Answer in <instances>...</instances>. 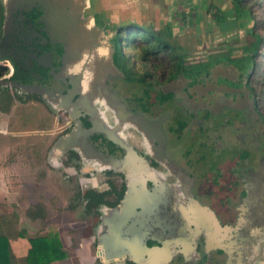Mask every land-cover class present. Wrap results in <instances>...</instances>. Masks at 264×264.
<instances>
[{"label":"flooded vegetation","instance_id":"obj_1","mask_svg":"<svg viewBox=\"0 0 264 264\" xmlns=\"http://www.w3.org/2000/svg\"><path fill=\"white\" fill-rule=\"evenodd\" d=\"M43 13L40 6L12 11L5 25L4 8L0 66L13 67L10 81L67 94L73 89L71 78L79 73L66 70L64 45L48 36ZM110 55L115 64L114 52ZM242 57L210 50L203 59L186 58L180 70L165 64L159 71L147 69L142 83L128 80L115 64L109 88L152 123L145 131L133 122L121 123L105 101H82L75 94L73 101H81L75 116L82 125L90 128L100 120L117 127L116 136L139 160L111 168L78 147L62 155L68 180L79 174L84 177L80 183L91 185L77 195L84 212L92 214L86 232L96 246L97 264L264 261V239L255 240L251 232L254 221L264 223V106L257 62L247 65ZM119 74L128 83H140L141 94L123 98L114 85ZM59 112L72 121L70 111ZM89 140L106 157L122 161L129 155L104 132ZM130 181L143 182L145 190L124 210ZM91 189L104 194L97 213L86 212L84 195Z\"/></svg>","mask_w":264,"mask_h":264},{"label":"rangeland","instance_id":"obj_2","mask_svg":"<svg viewBox=\"0 0 264 264\" xmlns=\"http://www.w3.org/2000/svg\"><path fill=\"white\" fill-rule=\"evenodd\" d=\"M105 2L102 0L104 8L94 6L89 9V12L98 16L97 19H103L104 24L108 27L110 6L104 5ZM256 14L258 18L264 17V13L260 9ZM111 17L116 19L118 16L114 13ZM141 21L147 20L143 18ZM229 25H231V21L227 24L221 23L223 28ZM257 31L264 32L258 27ZM118 32L111 35L113 40L116 39ZM106 35H108L107 32ZM204 38L206 37L203 32L195 35L193 30L185 38H171L172 44L176 46L173 53H185L189 61L205 58L206 52L204 53L202 50L210 48H214L213 52L223 49L234 56H243L253 41L252 33L250 30L246 32L245 29L240 30L238 34H230L214 44ZM218 43H221L222 46L217 45ZM126 51L136 53V50L127 49ZM110 53L111 50L109 52L107 50L105 56L107 57ZM168 60L169 58L163 59L161 56L150 62H135L134 60L132 62H135L134 69L138 76L143 75L147 69L160 70L159 67L163 64L167 66ZM256 61L257 78L260 80L264 69V57L259 55ZM8 74L7 72L1 79L8 78ZM115 79V88L123 98L127 99L133 95L141 94L140 83H128L120 74ZM10 93L14 95L12 102L6 98H2L0 101V177L12 180L7 186L12 188L15 196L7 203L0 201V211L20 212L24 218L23 223H30L29 216L36 214L34 217L37 216L38 221L34 228L37 232H51L60 227L61 223H65L66 226L68 224L69 230L66 235H70V254L74 258L80 247L79 244H83L82 250L86 252L87 246L92 242V236L86 235L88 234L86 229L89 224L91 225L92 214L84 212V207L77 195L79 191H85L91 185L87 183L86 187L85 181L80 183L79 177H84L79 174H74L68 180L69 173L66 171L64 157L54 158L51 155L57 140L73 128L72 121L44 97V99L36 96L29 97L21 92L17 95L16 90L12 88H10ZM261 95L264 106V94L261 93ZM8 105H10L9 108L3 111ZM99 178L97 176L96 180L98 181ZM3 205H7V207ZM55 234L54 236L59 238L58 232ZM95 247L93 243V253L96 250ZM76 262L74 263L77 264Z\"/></svg>","mask_w":264,"mask_h":264},{"label":"water","instance_id":"obj_3","mask_svg":"<svg viewBox=\"0 0 264 264\" xmlns=\"http://www.w3.org/2000/svg\"><path fill=\"white\" fill-rule=\"evenodd\" d=\"M6 10L5 25L12 18V11H30L35 7H42L44 13L41 22L45 24V31L55 43H62L65 48L64 64L66 70L79 73L72 77L73 89L64 94L41 84H23L3 78L0 84L21 89L30 94H38L59 110L70 111L73 128L60 137L52 149L54 158L62 156L66 150L78 147L86 157L96 159L105 167L117 168L137 162V153L126 142L116 136L117 127L113 128L103 121H93L90 128L82 125L80 118L75 116L81 101L74 102L75 94H81L82 101L101 99L116 113L121 123L133 122L141 131H145L152 124L140 114L127 107V104L109 88V78L115 77L116 69L112 54L115 51L116 40L111 38L115 31L101 25L98 16L89 12L94 6H99V0H3ZM125 29H122L124 31ZM106 32L108 35H106ZM111 53L106 57V52ZM57 77H62L56 74ZM79 80L83 81L82 85ZM96 132H104L108 137L128 149L129 155L124 160L106 157L98 151L89 137ZM145 186L140 181H130L123 201L122 209L128 210L132 197L144 192ZM105 246L106 243H105ZM109 258V256H107ZM108 261V259H106Z\"/></svg>","mask_w":264,"mask_h":264},{"label":"crops","instance_id":"obj_4","mask_svg":"<svg viewBox=\"0 0 264 264\" xmlns=\"http://www.w3.org/2000/svg\"><path fill=\"white\" fill-rule=\"evenodd\" d=\"M104 5H109L110 9L108 28L110 31H119L121 28L128 26L133 22H142L143 18L147 21L148 26L165 30L168 33V37L173 39H182L193 30L195 35L203 32L205 40L214 44L218 40L229 36L230 34H238L240 30L245 29L246 32L253 27V18L245 17L240 18L237 16L234 0H105ZM99 6H102V0H99ZM114 13L118 16L116 19L111 16ZM222 18V21L219 20ZM231 21V25L228 27H221L222 24H227ZM101 25L106 26L104 20L101 19ZM234 23V25H232ZM114 32V33H115ZM217 45H221L218 43ZM222 46V45H221ZM217 46V47H221ZM229 48V47H228ZM227 48V50H228ZM214 49V48H213ZM213 49H204L202 52H207ZM223 50V49H222ZM1 171V169H0ZM12 180L0 177V201L7 203L15 194L12 192V188L7 185ZM5 206V205H3ZM7 207V205L5 206ZM0 213H9L0 211ZM18 214L17 230L24 231L27 236H17L10 238V247L13 255L17 259L25 258L30 251L31 242L28 236L38 235H54L58 232L57 236L63 245V249L67 252V257L61 260H56L51 264H97L96 250L93 253L92 244L87 246L86 252L82 250L83 244H79L77 249V255L74 258L70 254V235H66L69 230V226L65 223H61V226L56 230L38 231L34 226L38 221L37 216L30 215L28 220L30 223H23L24 218L20 212ZM48 224V219H47ZM255 223V224H254ZM253 228L251 225V232L255 236V240L264 239V223L255 222ZM56 235V234H55ZM87 235V234H86ZM19 264H23L20 262ZM257 264H264L261 260Z\"/></svg>","mask_w":264,"mask_h":264},{"label":"trees","instance_id":"obj_5","mask_svg":"<svg viewBox=\"0 0 264 264\" xmlns=\"http://www.w3.org/2000/svg\"><path fill=\"white\" fill-rule=\"evenodd\" d=\"M234 4L238 17H252L254 22L250 30L253 41L249 45L247 53L241 58L248 65L251 61L256 60L257 56L262 55L264 57V32L257 31V27L264 31V17L258 18L256 14L258 9L264 13V0H234ZM3 18L4 5L3 0H0V27ZM220 21H222V18ZM122 29L125 30L122 31ZM167 35L168 33L165 30L153 28L144 22H133L119 30L115 39L116 44L113 56L115 64L123 71L128 80L142 83L144 76L136 75L135 62H150L161 56L163 59L169 58L168 62H166L167 65H172L180 70L187 55L185 53H173L176 46L170 40L172 37ZM127 49L136 50V53L127 52ZM133 60L135 61L134 63L132 62ZM8 71V68L5 69L0 66V80ZM260 83L261 93L264 94V69ZM15 90L18 95L19 90ZM21 93L29 97L36 96L44 99L38 94ZM2 98H6L10 102L14 100V95L10 93L8 86L0 85V101ZM9 106L2 108L3 111H6ZM79 195L81 196V193ZM84 198L87 199L86 212L90 213H93V211L97 213L99 205L105 202L104 194L93 189L88 190ZM17 224L18 214L16 212L0 213V264H19L20 262H23V264H51L56 260L67 257V252L63 249L59 238L54 235H38L28 236L31 242L29 254L21 260L17 259L11 251L10 238L21 235L27 236L24 231L19 232L17 230Z\"/></svg>","mask_w":264,"mask_h":264},{"label":"built area","instance_id":"obj_6","mask_svg":"<svg viewBox=\"0 0 264 264\" xmlns=\"http://www.w3.org/2000/svg\"><path fill=\"white\" fill-rule=\"evenodd\" d=\"M13 70H14L13 67L10 66V70L8 71L9 74L7 75L8 77L12 75ZM5 75H6V74H5ZM5 75H4V76H5Z\"/></svg>","mask_w":264,"mask_h":264}]
</instances>
